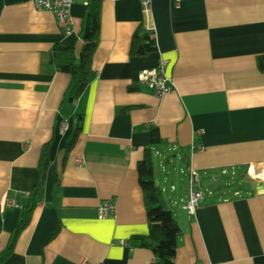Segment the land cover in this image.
Segmentation results:
<instances>
[{
  "label": "crops",
  "instance_id": "obj_1",
  "mask_svg": "<svg viewBox=\"0 0 264 264\" xmlns=\"http://www.w3.org/2000/svg\"><path fill=\"white\" fill-rule=\"evenodd\" d=\"M85 2L72 5L66 33L35 0H0V254L25 215L26 194L40 184L50 145L43 192L1 264H153L151 250L120 243L149 234L137 171L148 149L157 186L156 162L171 154L206 178L193 214L181 208L188 183L164 179L160 187H170L161 222L181 229L175 264H264L263 185L247 174L264 165V0H152L153 32L140 0H97L94 74L71 104V77L55 67L53 48L71 43L79 56ZM140 28L157 50L132 56ZM162 61L173 90L158 97L138 75ZM76 115L82 130L67 153ZM221 175L234 180L222 183ZM105 202L115 207L110 219L99 217Z\"/></svg>",
  "mask_w": 264,
  "mask_h": 264
},
{
  "label": "trees",
  "instance_id": "obj_2",
  "mask_svg": "<svg viewBox=\"0 0 264 264\" xmlns=\"http://www.w3.org/2000/svg\"><path fill=\"white\" fill-rule=\"evenodd\" d=\"M89 27L86 34V43L79 56L75 53V45L71 43H58L53 48L55 67L58 71L71 77V85L67 93V100L71 104L77 102L87 87L88 79L94 72L92 70V57L99 41V5L97 0H92L87 5ZM157 50L156 38L140 28L133 37L130 48L132 56H144ZM259 67L264 70V57L259 58ZM74 134L65 150L71 152L82 130V116L76 115ZM49 144L41 153L39 171L41 173L40 184L30 192V197L25 208V215L21 223L15 229L14 238L10 247L0 254V264L6 261L12 254L14 242L18 233L29 223L30 213L36 205L46 181V173L49 167ZM154 157L150 149L146 150L144 157L137 164L139 183L143 192L144 204L147 212L149 234L147 236H132L129 244L133 248L149 249L153 252L155 260L153 264H175V256L178 238L181 229L176 221L161 222V216L167 211L168 206L161 189L155 183Z\"/></svg>",
  "mask_w": 264,
  "mask_h": 264
},
{
  "label": "built area",
  "instance_id": "obj_3",
  "mask_svg": "<svg viewBox=\"0 0 264 264\" xmlns=\"http://www.w3.org/2000/svg\"><path fill=\"white\" fill-rule=\"evenodd\" d=\"M76 0H35V4L39 9L50 10L57 16L59 22L63 25L66 33H71L72 31V17H71V7ZM88 5L90 0H85ZM119 1V0H111ZM142 4V13H143V23L145 24L147 30L153 32L154 26L152 24V15H151V5L152 0H140ZM182 0H174V3L178 5ZM167 61H162L158 67L144 69L139 72V82L146 86L148 89L153 91L158 97H163L173 90V80L167 73ZM69 129V123L64 120L60 125V131L65 133ZM78 162H81L78 159ZM188 173V187L187 200L182 201L183 205L181 208L186 210L189 214H193L200 207L201 202L204 199V193L202 189V180L200 174L197 170L189 168ZM247 174L250 178L255 181L260 182L263 185L264 193V165L257 169L255 167H250L247 171ZM172 190H175V187L172 186ZM165 188L162 189V192H166ZM27 197H30V193L26 194ZM8 203L12 206H18L15 199L11 198L8 200ZM115 207L111 202H105L103 206L99 209V217L101 219H110L114 216ZM123 245H129L126 241L122 240L120 242ZM131 247V246H130Z\"/></svg>",
  "mask_w": 264,
  "mask_h": 264
},
{
  "label": "rangeland",
  "instance_id": "obj_4",
  "mask_svg": "<svg viewBox=\"0 0 264 264\" xmlns=\"http://www.w3.org/2000/svg\"><path fill=\"white\" fill-rule=\"evenodd\" d=\"M160 161H161L160 163L158 161L156 162V178H157V181L159 180L160 182L159 183L160 187H164V183H163L164 179H169L171 181L172 179L175 178L174 182L178 184L180 182H182L183 184L188 183L189 177H188L187 171L184 170L185 164L182 163L179 157L174 156V154H171L168 158H164L163 160H160ZM182 170H184L185 172ZM221 176H222L221 178L222 183H228L234 180V177H230L227 175H221ZM202 181L203 183H206L205 182L206 178L204 177ZM238 181H239V185H246L245 184L246 181H242L241 178H239ZM165 187L167 186L165 185ZM169 190H170V187H168L167 192H162V194L166 197V195H168L169 193Z\"/></svg>",
  "mask_w": 264,
  "mask_h": 264
},
{
  "label": "water",
  "instance_id": "obj_5",
  "mask_svg": "<svg viewBox=\"0 0 264 264\" xmlns=\"http://www.w3.org/2000/svg\"><path fill=\"white\" fill-rule=\"evenodd\" d=\"M182 161H183V159H182Z\"/></svg>",
  "mask_w": 264,
  "mask_h": 264
}]
</instances>
